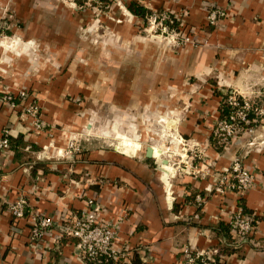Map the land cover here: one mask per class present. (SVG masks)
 Masks as SVG:
<instances>
[{
	"label": "crops",
	"instance_id": "crops-1",
	"mask_svg": "<svg viewBox=\"0 0 264 264\" xmlns=\"http://www.w3.org/2000/svg\"><path fill=\"white\" fill-rule=\"evenodd\" d=\"M120 1L123 9L114 2L79 9L71 0H0L7 36L0 44V135L6 129L10 138L0 152V264H84L60 226L37 243L29 239L32 214L67 225L84 208H97L115 226V244L131 249L130 264H178L184 246L216 249L218 264H264V144L233 140L221 149L211 136L227 94L264 105V0ZM131 3L145 13L131 12ZM210 7L225 11L213 25L206 21ZM152 11L181 16L183 32L197 45L151 35L144 15ZM93 23L111 35L86 34ZM19 91L26 96L15 107L1 100ZM31 104L45 124L41 131L22 115ZM158 118H173L171 132L202 152V160L188 155L192 164L211 163L217 171L239 155L253 187L241 197L216 192L213 177L171 161L168 205L144 146L128 156L112 148L110 137L117 122L133 140L163 148ZM73 133L81 153L59 158L56 148ZM259 133L264 137V127ZM123 142L128 149L131 142ZM18 197L26 202L21 218L8 211ZM239 202L255 219L246 241L227 223Z\"/></svg>",
	"mask_w": 264,
	"mask_h": 264
},
{
	"label": "built area",
	"instance_id": "built-area-1",
	"mask_svg": "<svg viewBox=\"0 0 264 264\" xmlns=\"http://www.w3.org/2000/svg\"><path fill=\"white\" fill-rule=\"evenodd\" d=\"M79 9L94 6L99 9L109 8L111 3L124 8L120 0H71ZM79 2V5L76 3ZM225 16V11L219 7H210L206 13L208 24H216ZM145 27L151 35H155L166 43L182 46L185 44L197 45L189 35L182 30L183 22L181 16L167 11H152L144 15ZM92 26V25H91ZM90 28V27H89ZM7 36L5 27L0 23V44H5ZM9 48L8 45L4 46ZM26 93L19 91L16 95L4 93L1 100L7 102L11 107L16 106L17 99H24ZM228 106V112L219 118L212 127V140L216 147L227 149L233 140L243 142L247 147L260 148L264 144L263 134L259 131L264 127V105L256 104L250 97L227 94L223 101ZM25 119L30 120L33 130L41 131L45 128L44 122L39 117L38 108L35 104L26 106L22 113ZM168 119V118H167ZM167 119L158 118L159 136L166 142L161 149L169 163L182 162L183 170L188 173H198L201 177L210 175L213 177L216 192L234 191L239 197L243 196L254 185V176L245 167L239 155H235L227 167L213 170L211 163L192 164L188 155L192 158L202 160V152L185 145L182 137L174 135L172 128L166 127ZM260 127V128H259ZM241 140V141H240ZM166 144V145H165ZM173 144V145H171ZM10 147L8 131L4 129L0 135V152ZM82 147L79 142L78 133H73L64 147H57L56 154L62 159H72L81 153ZM190 153V154H189ZM171 162V163H172ZM178 166V165H177ZM176 171H174V174ZM195 200L202 203L203 197L195 195ZM26 202L18 197L8 205V211L15 218H21L25 214ZM91 205V201H88ZM29 239L31 243H37L43 235L54 226H60L66 236L76 241L77 248L84 264H130L131 249L128 246L117 247L115 244V226L102 220L97 208H84L75 215L68 223L55 222L51 216L32 214ZM229 230L241 241H246L254 228L255 219L248 214L242 203H238L228 218ZM216 249L211 251L192 250L184 246L178 264H218L215 258Z\"/></svg>",
	"mask_w": 264,
	"mask_h": 264
},
{
	"label": "water",
	"instance_id": "water-1",
	"mask_svg": "<svg viewBox=\"0 0 264 264\" xmlns=\"http://www.w3.org/2000/svg\"><path fill=\"white\" fill-rule=\"evenodd\" d=\"M166 127L174 128L175 120L173 118H168L166 121ZM115 138L117 140L115 141V144H113L112 148L128 156L135 155L136 151L140 150L144 146L146 157L152 158L155 168L160 171V180L164 186L163 190L165 201L168 205H170L172 203L170 178L174 176V169L169 165L168 159L161 155V149L155 148L150 144L143 145L142 143L132 140L130 137L121 133H117ZM125 139L131 142L128 149L123 148L122 145V141Z\"/></svg>",
	"mask_w": 264,
	"mask_h": 264
},
{
	"label": "rangeland",
	"instance_id": "rangeland-1",
	"mask_svg": "<svg viewBox=\"0 0 264 264\" xmlns=\"http://www.w3.org/2000/svg\"><path fill=\"white\" fill-rule=\"evenodd\" d=\"M94 22H96V19H95V21ZM91 25V24H90ZM91 29H92V31L94 32V35H98V34H100L99 36L101 37V36H103V35H111V34H108V32H105V29L104 28H102L101 27V25L99 24V23H93V25L90 27V28H87L86 29V34H87V31H89L90 30V32H91ZM100 30V31H99ZM99 31V32H98ZM114 132H112L111 131V138L113 139V144H115V141L117 140L116 138H115V136L117 135V133H121V132H119L118 131V129H117V122H114ZM121 134H124V133H121ZM124 135H126V134H124ZM126 136H128V135H126ZM128 137H130V136H128ZM131 138V137H130ZM132 139V138H131ZM133 140V139H132ZM113 144H112V146H113ZM123 144H125V142H123L122 141V145Z\"/></svg>",
	"mask_w": 264,
	"mask_h": 264
},
{
	"label": "trees",
	"instance_id": "trees-1",
	"mask_svg": "<svg viewBox=\"0 0 264 264\" xmlns=\"http://www.w3.org/2000/svg\"><path fill=\"white\" fill-rule=\"evenodd\" d=\"M129 9L131 10V12H133L134 14H143L145 13V8L138 5V4H135V3H131L129 5ZM228 112V106L226 103L223 102L222 104V113H223V116L226 115ZM10 139V138H9ZM238 243H236L234 246H236Z\"/></svg>",
	"mask_w": 264,
	"mask_h": 264
}]
</instances>
